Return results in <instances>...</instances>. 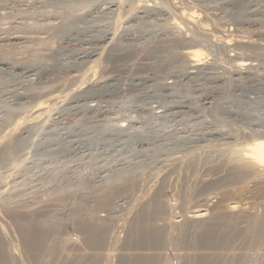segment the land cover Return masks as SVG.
<instances>
[{
  "label": "rangeland",
  "instance_id": "1",
  "mask_svg": "<svg viewBox=\"0 0 264 264\" xmlns=\"http://www.w3.org/2000/svg\"><path fill=\"white\" fill-rule=\"evenodd\" d=\"M1 63L0 264H264V0H0Z\"/></svg>",
  "mask_w": 264,
  "mask_h": 264
},
{
  "label": "bare ground",
  "instance_id": "2",
  "mask_svg": "<svg viewBox=\"0 0 264 264\" xmlns=\"http://www.w3.org/2000/svg\"><path fill=\"white\" fill-rule=\"evenodd\" d=\"M117 14V13H116ZM190 19V18H189ZM191 21V20H190ZM196 23V22H195ZM200 23V22H199ZM205 28V27H204ZM219 30V29H218ZM200 33H202V32H200ZM208 34V33H207ZM197 35V34H196ZM16 38V37H15ZM234 39V38H233ZM258 40V39H257ZM240 43V42H239ZM218 49V48H217ZM243 50V49H242ZM194 52V51H193ZM197 52V51H196ZM189 56L187 57L188 59L186 60L187 62H186V64L188 63V65H189V72H185V75H187V76H189V75H191V74H193L194 73V71L195 70H198L199 69V67H200V65H201V60L202 59H200L199 57H200V55L199 54H196V53H189L188 54ZM96 61V60H95ZM3 62V61H2ZM98 64H99V62H98ZM0 65H2V63L0 64ZM185 65V64H184ZM249 64H246L245 62H243V61H241V62H239V63H237V67L239 68V70H243L244 68H246V66H248ZM34 66V65H33ZM187 68V67H186ZM214 68V67H213ZM28 69V70H27ZM25 71L27 72V73H31V72H35L36 71V69L35 68H31V67H29V68H27ZM76 70V69H75ZM223 70V69H222ZM242 70H241V72H242ZM185 71H188V69L187 70H185ZM25 72V73H26ZM236 72V71H235ZM1 73V72H0ZM44 74H45V72H44ZM200 74V73H199ZM31 75V74H30ZM42 75V74H41ZM106 77V76H105ZM109 78V77H108ZM111 81H114L115 83L111 86V88L112 87H116V89L117 90H119V86H121L122 85V83H123V79H120L119 77L118 78H112L111 79ZM125 81V80H124ZM174 81V80H173ZM34 83V82H33ZM144 83V82H143ZM111 85V84H110ZM110 85L108 86V87H110ZM124 85V84H123ZM42 86V85H41ZM107 87V88H108ZM125 89V88H124ZM16 91V90H15ZM105 91V90H104ZM76 92V91H75ZM106 92V91H105ZM97 93V92H96ZM104 93V92H103ZM3 94V93H2ZM6 94V93H5ZM16 94V93H15ZM19 94V93H18ZM95 94V93H94ZM8 95V94H7ZM26 95V94H25ZM42 95V94H41ZM23 96H24V94H23ZM70 96V95H69ZM20 97H21V95H20ZM41 98H44V100H42V101H40V102H38L37 103V105H36V108H34L33 110H31L32 112H31V114L29 115V118L31 119V120H38L42 115H44L45 114V112H46V108H47V104L49 105V103H51V102H54V101H56V99H57V97L55 96V95H53V93H52V91L51 92H47V93H44L43 94V96H41ZM78 100V99H77ZM8 103V102H7ZM175 103V102H174ZM82 105H83V103H82ZM179 105V104H178ZM1 106H3V107H1ZM9 106V105H8ZM50 106V105H49ZM49 106H48V108H49ZM189 106V105H188ZM6 107H7V105H6ZM52 107V106H51ZM2 108H5V106L4 105H0V109H1V111H2ZM79 108H81V107H79ZM174 108V107H173ZM172 108V109H173ZM180 108H183V107H175V109H180ZM6 110V109H5ZM51 110V109H50ZM171 110V109H170ZM202 110V109H201ZM1 111H0V114H2L1 113ZM18 111V110H17ZM8 112V111H7ZM6 112V113H7ZM235 112V111H234ZM171 113V112H170ZM172 113H175V112H172ZM8 114V113H7ZM1 116V115H0ZM89 117V116H88ZM241 117V116H240ZM6 118H9V116L8 117H6ZM5 121V120H4ZM22 121H24V120H22ZM89 121V120H88ZM90 122V121H89ZM223 122V121H222ZM2 125V124H1ZM19 126V124H16L15 125V128L16 127H18ZM221 126V125H220ZM106 127V126H105ZM110 128V127H109ZM84 129V128H83ZM106 129V128H105ZM19 130H20V128H19ZM95 130V129H94ZM108 130V129H107ZM16 131V130H15ZM80 131H82L81 133H80V136L81 137H83V138H80V141L81 142H86V141H89L88 139H90V138H97V136L98 137H102L101 136V134L98 132V131H96L95 130V132H93V130H92V132H93V137H89L88 136V134H87V131L86 130H80ZM106 131V130H105ZM13 132V131H12ZM101 132V131H100ZM104 132V131H103ZM19 133V132H18ZM112 134L114 133V132H111ZM218 133V132H217ZM15 134V133H14ZM68 134V133H67ZM114 134H116V133H114ZM113 134V135H114ZM134 134V133H133ZM142 134V133H141ZM27 135V134H26ZM113 135H110V136H112L113 137ZM104 136V135H103ZM115 136H119V135H115ZM132 136V135H131ZM146 136H148L147 134L146 135H144V137H146ZM135 137V136H134ZM143 137V136H142ZM141 137V138H142ZM99 138V139H100ZM137 138V137H136ZM140 138V137H139ZM138 138V139H139ZM51 139V138H50ZM106 139V138H105ZM201 139V138H200ZM202 139H203V137H202ZM30 141H32L31 139H30ZM36 141V140H35ZM77 141H79V140H77ZM93 141H94V139H93ZM100 141V140H99ZM135 141H136V139H135ZM146 143L145 145L147 146V148H144V147H142L143 146V144L144 143ZM158 142H162V140H158L157 138H151V137H147V138H142L140 141H139V147H140V149H142V148H144V149H142V150H140V151H142V152H140V154H138V156L139 157H144V158H152V157H154L155 156V153H157V152H159L160 150H163L162 148H163V145L165 144H163L162 145V143L160 144V143H158ZM201 142V141H200ZM203 142V141H202ZM211 142V141H210ZM27 143H29V142H27ZM33 143V142H32ZM52 142H50V140H48V141H45V142H43V144L44 145H52L51 144ZM104 143H106V142H104ZM249 144H247V146H246V148L245 149H243L242 151L244 152V153H241V156L240 157H238V158H240V160L242 161V162H245L246 163V165H247V168L245 167V169H246V172H247V170H248V168H258V169H261V171H263V172H261V173H264V136H261V137H258L257 136V138H254V140L252 141L251 140V143L250 142H248ZM3 144V143H2ZM42 144V143H41ZM55 144V143H54ZM69 144V143H68ZM227 144V143H226ZM63 145V144H62ZM241 145V144H240ZM244 145H246V144H244ZM165 146V145H164ZM200 146V145H199ZM65 148V147H64ZM57 149L56 151L54 150V151H48V152H44L43 154L44 155H48L49 157H54V156H57V155H61V154H63L64 152H65V149ZM150 148L152 149V151H150ZM149 149V150H148ZM197 149V148H196ZM217 149V148H216ZM242 149V148H241ZM240 150V149H239ZM1 151V150H0ZM177 151V150H176ZM217 151V150H216ZM135 152V151H134ZM238 152H240V151H238ZM160 153V152H159ZM133 154V153H132ZM150 154V155H149ZM237 154H239V153H237ZM137 155V154H136ZM161 155V154H160ZM169 155V154H168ZM177 155V154H176ZM218 156V155H217ZM230 156V155H229ZM237 156H239V155H237ZM173 157V156H172ZM185 157V156H184ZM156 158V157H155ZM153 159V158H152ZM151 159V160H152ZM187 159V158H186ZM198 159V158H197ZM206 159H208V158H206ZM228 159V158H227ZM150 160V159H149ZM165 160V159H164ZM181 160V159H180ZM201 160V159H200ZM208 160H210V159H208ZM229 160V159H228ZM160 161V160H159ZM162 161V160H161ZM176 161V160H175ZM227 161V160H226ZM238 161V160H237ZM153 162V161H152ZM163 162V161H162ZM173 164V163H172ZM243 164V163H242ZM151 166V165H150ZM172 166V165H171ZM244 166V165H243ZM242 166V167H243ZM160 168V167H159ZM171 168V167H170ZM244 170V168L243 169H241V171H243ZM253 171V170H252ZM245 172V171H244ZM257 172V171H256ZM255 172V173H256ZM258 173V172H257ZM256 173V175H259V174H257ZM260 173V174H261ZM246 174V173H245ZM244 175V174H243ZM263 175V174H262ZM246 176V175H245ZM260 176V175H259ZM264 176V175H263ZM112 177H114V175L112 176ZM111 179V178H110ZM108 180V179H107ZM108 182V181H107ZM123 186V185H122ZM153 186V185H152ZM118 189V188H117ZM231 203V202H230ZM236 203V202H235ZM150 208V207H149ZM157 208V207H156ZM234 208V207H233ZM159 209H157L156 211H158ZM207 210V209H206ZM202 211V210H201ZM130 215V214H129ZM202 215H204V214H202ZM201 215V216H202ZM200 216V217H201ZM195 217V216H194ZM196 217H199V215L198 216H196ZM203 217V216H202ZM142 227V226H141ZM262 227L264 228V219H263V221H262ZM146 229V228H145ZM147 230V229H146ZM146 230H144V231H146ZM149 230V229H148ZM262 230H264V229H262ZM13 231V230H12ZM24 232V237H25V242H26V246H27V248H29V249H32V250H34L35 251V247L38 245L37 244V241L38 240H36L35 241V237H40V231H39V229L38 228H36V227H34V225L33 224H29L24 230H23ZM152 233H153V230H152ZM144 234H146V233H144ZM152 235V234H151ZM150 235V236H151ZM13 236V235H12ZM211 236V235H210ZM1 237V236H0ZM2 238V237H1ZM206 239H208V237H206ZM148 240V239H147ZM151 242H152V240H150ZM153 243V242H152ZM14 247V246H13ZM15 251V250H14ZM16 253V252H15ZM35 255V254H34ZM122 261H123V263H122ZM121 261V264H124V260H122ZM129 262H131L130 260H129ZM138 262V261H137ZM140 263V262H139ZM132 264V263H131Z\"/></svg>",
  "mask_w": 264,
  "mask_h": 264
}]
</instances>
